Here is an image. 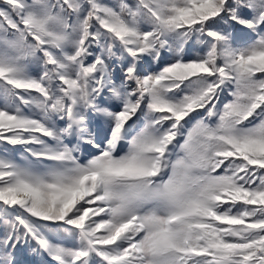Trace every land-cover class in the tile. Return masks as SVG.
I'll return each mask as SVG.
<instances>
[{
	"label": "snow or ice",
	"instance_id": "1",
	"mask_svg": "<svg viewBox=\"0 0 264 264\" xmlns=\"http://www.w3.org/2000/svg\"><path fill=\"white\" fill-rule=\"evenodd\" d=\"M0 264H264V0H0Z\"/></svg>",
	"mask_w": 264,
	"mask_h": 264
}]
</instances>
